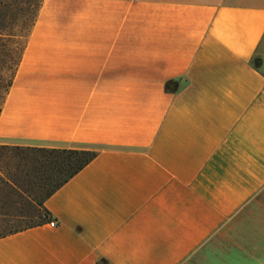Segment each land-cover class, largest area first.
Masks as SVG:
<instances>
[{"label":"crops","instance_id":"crops-1","mask_svg":"<svg viewBox=\"0 0 264 264\" xmlns=\"http://www.w3.org/2000/svg\"><path fill=\"white\" fill-rule=\"evenodd\" d=\"M0 143L99 149L0 264H264V0H42Z\"/></svg>","mask_w":264,"mask_h":264},{"label":"trees","instance_id":"trees-1","mask_svg":"<svg viewBox=\"0 0 264 264\" xmlns=\"http://www.w3.org/2000/svg\"><path fill=\"white\" fill-rule=\"evenodd\" d=\"M41 3L42 0H0V46L6 45L1 41H12L23 35L29 27L30 33ZM26 43L27 40L16 61L13 77ZM8 57L13 60V53L8 54ZM13 77L7 85L6 94L12 85ZM168 87L175 89L177 86L172 87L169 83ZM5 96L0 105V112ZM0 149H8L7 152H0V220L9 221L20 216L27 217L24 226L12 228L8 232L0 234V237L50 221L52 216L45 207V200L99 154V149L91 146L68 148L0 145ZM2 158L7 161L4 162ZM11 158L16 159L14 171L8 167V159ZM23 165L27 166V169H24ZM29 191L35 192L34 197L28 194ZM14 196H26L29 209L22 211L13 200ZM36 218L40 220H36Z\"/></svg>","mask_w":264,"mask_h":264},{"label":"rangeland","instance_id":"rangeland-1","mask_svg":"<svg viewBox=\"0 0 264 264\" xmlns=\"http://www.w3.org/2000/svg\"><path fill=\"white\" fill-rule=\"evenodd\" d=\"M29 30H30V27H29V29H27L23 33V35L16 37L12 41H1V43H5L6 45L0 46V59H1L0 60V105H1L3 98L6 94L7 85L13 77L15 67H16V61L18 60V57H19L21 50H22V47L27 40ZM10 53L11 54L13 53V60H10V58L8 57V54H10ZM254 62L257 65H260L261 59L256 58ZM0 145H10L13 147L14 146H22V147L30 146V145H12V144H7V143H0ZM7 151H8V149H0V152H7ZM2 160L4 162L7 161V159H5V158H2ZM8 162H9L8 167L14 171L15 165H16V159L15 158L8 159ZM22 167L24 169H27V166L23 165ZM28 194L31 195L32 197H34L35 192L33 193V192L29 191ZM13 198H14L13 200L16 202L17 206L22 211H27L29 209V204H28V200H26V196H23V197L22 196H14ZM25 219H27V217L20 216L17 218H12L9 221L0 220V234L8 232L12 228L13 229L14 228H20V227L24 226L26 224ZM36 220H40V219L36 218Z\"/></svg>","mask_w":264,"mask_h":264},{"label":"built area","instance_id":"built-area-1","mask_svg":"<svg viewBox=\"0 0 264 264\" xmlns=\"http://www.w3.org/2000/svg\"><path fill=\"white\" fill-rule=\"evenodd\" d=\"M50 223H51L52 225H55V224H56V221L52 218V219L50 220Z\"/></svg>","mask_w":264,"mask_h":264}]
</instances>
